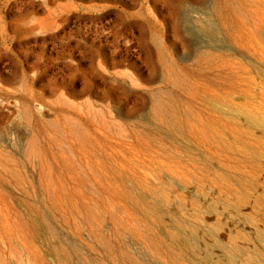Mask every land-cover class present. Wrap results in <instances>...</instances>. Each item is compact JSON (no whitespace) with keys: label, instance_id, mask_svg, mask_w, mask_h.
Instances as JSON below:
<instances>
[{"label":"rangeland","instance_id":"1","mask_svg":"<svg viewBox=\"0 0 264 264\" xmlns=\"http://www.w3.org/2000/svg\"><path fill=\"white\" fill-rule=\"evenodd\" d=\"M0 264H264V0H0Z\"/></svg>","mask_w":264,"mask_h":264}]
</instances>
